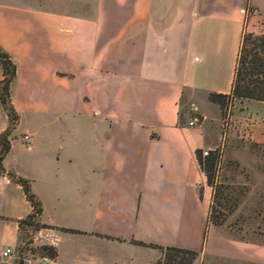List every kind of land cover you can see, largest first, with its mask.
I'll list each match as a JSON object with an SVG mask.
<instances>
[{
    "label": "crops",
    "instance_id": "obj_1",
    "mask_svg": "<svg viewBox=\"0 0 264 264\" xmlns=\"http://www.w3.org/2000/svg\"><path fill=\"white\" fill-rule=\"evenodd\" d=\"M248 6L264 33V0H0L19 116L0 174L8 264L33 210L8 172L30 180L37 221L53 226L35 237L57 249L48 264H154L162 251L150 244L196 250L192 264H264V234L210 223L213 188L196 158L223 145L208 95L231 91ZM229 107V138L250 118L264 145V101ZM9 125L0 100V137Z\"/></svg>",
    "mask_w": 264,
    "mask_h": 264
},
{
    "label": "rangeland",
    "instance_id": "obj_2",
    "mask_svg": "<svg viewBox=\"0 0 264 264\" xmlns=\"http://www.w3.org/2000/svg\"><path fill=\"white\" fill-rule=\"evenodd\" d=\"M253 15L254 11L246 12L244 30L260 34V24L256 29L250 25ZM222 133L223 145L217 149L218 159L212 178L214 199L209 221H221L247 233L264 234V145L241 138L237 132L229 138L223 124ZM28 142L24 137L23 143ZM21 229L24 232L18 247V264H24L25 259L38 263L43 256L41 245L35 244L39 229L28 223H24ZM6 242L0 237V249ZM0 264L8 262L0 256Z\"/></svg>",
    "mask_w": 264,
    "mask_h": 264
},
{
    "label": "trees",
    "instance_id": "obj_3",
    "mask_svg": "<svg viewBox=\"0 0 264 264\" xmlns=\"http://www.w3.org/2000/svg\"><path fill=\"white\" fill-rule=\"evenodd\" d=\"M253 12V7L248 6L246 12ZM0 64L3 68V78L0 80V100L8 112L10 118V125L0 137V174L6 173L3 166V159L10 150L11 144L9 135L11 130L15 127L19 116L11 101V84L17 74V66L11 58V55L5 51L0 45ZM208 99L219 105L222 119L227 114L229 104L235 100L240 101L246 99H256L264 101V33L256 34L253 32L242 33L241 43L239 46L236 65L234 71V78L232 82L231 91L229 94L211 92ZM196 158L198 164L207 178V183L213 185V174L215 165L218 159L217 150H209L208 154L202 156V150H196ZM10 177L19 183L27 199L31 202L33 207L32 212L24 219L19 220L20 227L24 223L35 225L40 228H53L48 224H43L37 221V218L43 212V205L38 196L33 192L31 182L29 179L18 176L14 172H8ZM214 199V198H213ZM214 224H222L221 221H214ZM68 232H79L75 229L61 228ZM139 244H145L138 242ZM150 246L158 247L162 251V257L154 264H192L198 257V251L184 249L179 247H162L150 244ZM43 256L55 258L58 254L56 247L48 244L40 246Z\"/></svg>",
    "mask_w": 264,
    "mask_h": 264
},
{
    "label": "built area",
    "instance_id": "obj_4",
    "mask_svg": "<svg viewBox=\"0 0 264 264\" xmlns=\"http://www.w3.org/2000/svg\"><path fill=\"white\" fill-rule=\"evenodd\" d=\"M229 110H230V107L228 106L227 114H226V116L224 117V119L222 121V124L224 125V130L226 132L229 131L231 123H232L231 118H230V111ZM197 121L198 120L196 118H191L188 121V125H194ZM251 123H252V121L250 120V118H246L243 125H240V124L237 125V126L234 125L236 127L235 128V132H237L238 135L241 138L250 139V137H251V129H250ZM25 139L28 140L29 139V135H26ZM208 151L209 150H202V156L207 155ZM12 254H13V249L11 247H8L3 252L4 256H9V255H12ZM48 263H49V261L47 259H44V260H41L39 264H48Z\"/></svg>",
    "mask_w": 264,
    "mask_h": 264
}]
</instances>
